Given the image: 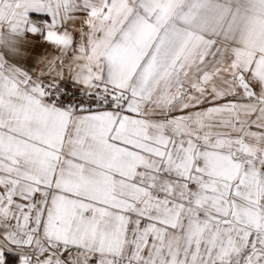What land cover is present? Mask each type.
Wrapping results in <instances>:
<instances>
[{
  "label": "snow or ice",
  "instance_id": "1",
  "mask_svg": "<svg viewBox=\"0 0 264 264\" xmlns=\"http://www.w3.org/2000/svg\"><path fill=\"white\" fill-rule=\"evenodd\" d=\"M0 264H264V0H0Z\"/></svg>",
  "mask_w": 264,
  "mask_h": 264
}]
</instances>
